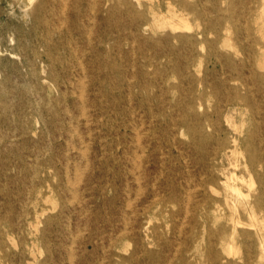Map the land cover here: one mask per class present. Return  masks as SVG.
I'll return each instance as SVG.
<instances>
[{
	"label": "rangeland",
	"instance_id": "rangeland-1",
	"mask_svg": "<svg viewBox=\"0 0 264 264\" xmlns=\"http://www.w3.org/2000/svg\"><path fill=\"white\" fill-rule=\"evenodd\" d=\"M92 2L85 29L67 31ZM263 3L0 0V264H264L242 205L264 189V40L253 31L261 18L264 34ZM173 11L187 28L172 30ZM194 114L210 121L208 166L186 148ZM253 155L262 166H248ZM225 200L237 203L235 233Z\"/></svg>",
	"mask_w": 264,
	"mask_h": 264
},
{
	"label": "bare ground",
	"instance_id": "bare-ground-1",
	"mask_svg": "<svg viewBox=\"0 0 264 264\" xmlns=\"http://www.w3.org/2000/svg\"><path fill=\"white\" fill-rule=\"evenodd\" d=\"M30 1H32V0H30ZM48 1V3L51 5V3H54V0H47ZM63 1V0H62ZM92 1V0H91ZM106 2H109V0H105ZM137 3H139V0H137ZM182 4V1L179 3V5H181ZM49 5V6H50ZM92 5V6H91ZM97 3L95 2V4L92 2V4H87V5H85V7H86V9L84 10V8H74V10H73V14H71V18H72V20H73V26H72V28H70V23H72L71 21H67L66 22V24H67V31H69V32H73V33H75V32H79V31H81V29L83 28V29H85V27L83 26V23H79L78 21L79 20H81V19H83V18H85L87 15V12L90 10V8L92 7V9L94 8L95 10H97ZM127 5V7L128 8H130L131 10L133 9V6H132V4H130L129 2L126 4ZM262 5H263V7H262ZM91 6V7H90ZM113 6V5H112ZM112 6H109L108 7V9L106 10V13H107V15L112 11V8H115V7H112ZM87 8H88V10H87ZM260 11L259 12H263V10H264V3L263 4H261V7H260ZM261 19V18H260ZM260 19L258 18V19H256V17L254 18V21H253V23L255 24V26H254V32L255 33H257V35H258V37H259V39H262V40H264V34H263V32H262V30H261V28L260 27H258V21L260 22ZM97 20H98V23L100 24V25H111V24H109V21L107 20V18H106V16H100V17H97ZM176 20V21H175ZM64 23V22H63ZM133 23V22H132ZM66 24H65V26H66ZM98 24V25H99ZM245 25H246V23H245ZM135 26L137 27V28H139L140 26H141V24H139L138 22H136V24H135ZM169 26L172 28V30H179V29H182V28H187L188 26H187V23L184 21V16H183V14L181 15V14H177L176 12H170V18H169ZM45 28V30L47 31V34L48 35H51V33H54V32H57L56 30V28L57 27H55L53 24H51L49 21H45V26H44ZM94 28V27H93ZM211 28H212V26H211ZM188 30V29H187ZM188 31H190V30H188ZM245 31L247 32V29H245ZM191 32V31H190ZM85 33H87V32H85ZM204 33H205V30H203L202 31V33H200V34H198V36L199 35H201V37H202V40H200L199 42H201V43H204ZM57 34H58V39H59V44L60 43H62V40H60L62 37H63V34L62 33H59V32H57ZM91 35V34H90ZM89 35V36H90ZM102 38L103 37H101V38H99L98 39V42H97V46L98 47H95V48H91L90 50H93L94 52H95V54H93L92 56H91V58H90V63H93V62H95V61H99V59H101L100 58V53H102L101 51H102V49L100 48L101 46V43L102 42H104V40H102ZM177 38L179 39V40H183V41H185V42H187V43H189V44H191V45H193V42H195L196 41V39L197 38H195L194 36H185V35H179V36H177ZM258 38H257V40H256V44H259V40ZM1 41V40H0ZM6 42V41H5ZM213 44H214V42H212ZM134 44V43H133ZM24 45V44H23ZM27 46H29V45H27ZM38 48H40V47H38ZM44 49V48H43ZM193 50V49H192ZM201 50H202V47H201ZM203 52V51H202ZM70 54V53H69ZM75 55V54H74ZM263 56H261V58H262V60L258 63L259 64V66L261 67V68H264V52H263V54H262ZM80 56V55H79ZM86 56V55H85ZM18 58V57H17ZM102 60V59H101ZM104 61H106L105 59H103ZM28 62V61H27ZM48 62L50 63V65H52V61H51V59H48ZM185 64L187 65V68H188V65L190 64V61H189V59H185ZM103 67V66H102ZM38 71V70H37ZM83 75V74H82ZM101 75V74H100ZM98 76L97 78H96V80H97V83H95L96 85H97V87L98 88H100V87H103L104 85H106V83H102V77L101 76ZM107 76H108V74H107ZM107 76H106V78H107ZM80 77V76H79ZM77 78V77H76ZM84 78V77H83ZM6 79V78H5ZM83 80V79H82ZM81 80V81H82ZM85 85V84H84ZM93 86H94V84H93ZM82 87H84V86H82ZM80 92V91H79ZM84 92V91H83ZM80 95V94H79ZM39 96V95H38ZM80 98V97H79ZM60 99V98H59ZM82 101V100H81ZM103 101V100H102ZM152 102V101H151ZM83 104V103H82ZM118 104H115V103H111V102H108V105H107V107L113 112V113H115V115L118 117V116H121L122 115V113L120 112V113H118L119 112V110H120V107L119 106H117ZM83 108V107H82ZM150 108V107H149ZM150 110V109H149ZM83 111V110H82ZM85 111V110H84ZM151 111V110H150ZM81 114H82V112H81ZM76 115V114H75ZM81 116V115H80ZM79 118V117H78ZM194 119L195 120H197L198 122H200V124L198 125V128L200 129V132H196V134H194L193 136H192V140H191V142L188 144V146L186 147V148H188V149H191V150H193L194 152H199L200 153V156H201V159H202V161L204 162V165H206V166H208V164H209V162H207L208 161V155L210 156V155H212V152H210V151H208V149H207V143L210 141V139H211V136H210V134L208 133V127L210 126L209 125V122H208V119H207V117L206 116H204V122H201L200 121V116L199 115H197V114H194ZM44 124V123H43ZM71 124V123H70ZM183 124H185V121H183ZM257 124V123H256ZM142 125V124H141ZM78 128V127H77ZM76 129V128H75ZM132 130V129H131ZM71 135V134H70ZM138 135V134H137ZM72 137V136H71ZM131 137V136H130ZM137 137V136H136ZM140 139V138H139ZM82 142V141H81ZM137 144V143H136ZM73 145V144H72ZM140 145V144H139ZM148 145V144H147ZM138 146V145H137ZM49 147V146H48ZM86 148V147H85ZM87 149V148H86ZM132 150V149H131ZM135 151V150H134ZM133 151V152H134ZM84 152V151H83ZM86 153H88L87 151H86ZM142 153V152H141ZM141 155V154H140ZM86 157V156H85ZM97 156H96V154H93V156H92V159H91V162H95V161H97ZM85 160V159H84ZM76 161V160H75ZM132 161V160H131ZM79 163L81 162V160L80 161H78ZM140 163V162H139ZM247 163H248V166L249 167H251V169H253V168H255L256 166H262L263 165V162L261 161V160H259V159H257L256 158V156L255 155H253V156H250L249 157V159H248V161H247ZM87 164V163H86ZM83 165V164H82ZM140 165V164H139ZM78 166V165H77ZM247 166V167H248ZM75 167V166H74ZM86 167V166H85ZM136 167H138V166H136ZM140 167V166H139ZM80 169V168H79ZM82 170V169H81ZM68 171V170H67ZM66 171V172H67ZM102 170H100V172H101ZM80 173V172H79ZM102 173V172H101ZM81 174L82 173H80V176H81ZM66 175V174H65ZM79 174L77 173V175L75 174V176H78ZM233 175V174H232ZM95 176H96V178H99V177H101L100 176V174H99V172L97 173V174H95ZM138 176V175H137ZM232 177V176H231ZM234 177V176H233ZM78 178V177H77ZM80 178V177H79ZM78 178V179H79ZM81 179V178H80ZM136 179H137V177H136ZM243 179V178H242ZM234 180H235V178H234ZM238 180V179H237ZM73 181V180H72ZM79 181V180H78ZM234 182V181H233ZM239 182V181H238ZM250 182H252V179L250 180ZM72 183V182H71ZM235 183V182H234ZM233 183V184H234ZM240 183V182H239ZM244 183V185H245V182H243ZM66 185H67V183H66ZM69 185V184H68ZM72 185H73V183H72ZM78 185V184H77ZM227 185V184H226ZM247 185V184H246ZM255 185V184H254ZM222 186V185H221ZM76 187V186H75ZM140 186H138V188H139ZM248 187V188H247ZM247 189H251L252 188V184H250L249 186L247 185ZM254 187V186H253ZM74 188V187H73ZM72 188V189H73ZM193 188V187H192ZM227 188H229L230 189V191L231 192H234L235 194H237V196H239L241 193H239V191H240V189H239V191H238V189H236L237 187H233V186H229L228 185V187ZM189 190V189H188ZM137 191V190H136ZM241 192V191H240ZM138 193V192H137ZM264 193V189L262 188V189H260V194H259V197L257 196V197H255V199L254 200H252V201H250V202H248V201H246V202H243V208H244V210H246L247 211V209H248V215L250 216V218H252V220L248 223V226L249 227H253V228H255V233H256V235L258 236V239H259V255H258V258H259V260H264V216L263 217H260V218H257L256 217V209L257 210H260V212H263L264 213V206L262 207L261 205L264 203V202H262L261 201V195ZM126 194V193H125ZM222 194V193H221ZM128 195V194H127ZM245 196H244V198L247 200V198H246V194H244ZM65 196V195H64ZM136 196V195H135ZM191 196V195H190ZM72 197V196H71ZM188 197V196H187ZM240 197H241V195H240ZM114 200L116 201L117 200V197H115L114 198ZM235 200V199H234ZM134 201V200H133ZM116 202H118V200L116 201ZM129 202V201H128ZM199 202V201H198ZM134 203V202H133ZM215 203V212H218V211H220V209H219V207L218 206H220V204L217 202V201H215L214 202ZM224 203L227 205V206H230L231 207V209H232V214L230 215V221H231V225H232V231L235 233V228H236V226H239V225H241L242 223L240 222V217H239V213L236 211L235 212V210H236V207H237V203H235V202H231V201H228V200H225L224 201ZM147 204V203H146ZM132 205V204H131ZM142 205V204H141ZM168 205V204H167ZM210 203L209 202H207V201H203V203L202 204H197V205H195L194 206V210H195V212H197V213H199V215L200 216H202V215H204V213L206 212V210H208V207H210ZM264 205V204H263ZM133 206V205H132ZM144 206V205H143ZM261 206V207H260ZM131 207V206H130ZM171 207V206H170ZM212 207V206H211ZM210 207V208H211ZM224 207V206H223ZM148 208V207H147ZM209 208V209H210ZM261 208V209H260ZM185 210V209H184ZM190 211V210H189ZM187 212V211H186ZM240 212V211H239ZM259 212V213H260ZM65 214V213H64ZM186 215V214H185ZM189 215V214H188ZM187 215V216H188ZM70 219V218H69ZM124 222H125V219L123 220ZM182 221H184V219L182 220ZM181 221V222H182ZM126 223V222H125ZM180 225V224H179ZM182 226V225H181ZM66 227V226H65ZM124 228V230H125V228L126 227H123ZM179 228V227H178ZM78 229V228H77ZM77 234H79V232L77 233ZM71 235V234H70ZM69 235V236H70ZM76 235V234H75ZM243 235H245V236H249L248 234H243ZM77 236V235H76ZM75 239V238H74ZM74 239H72V240H74ZM14 243H15V241H14ZM133 243L135 244V241H133ZM72 246H73V244H71ZM178 245V244H177ZM15 248V247H14ZM70 248V247H69ZM108 248V247H107ZM177 248V247H176ZM229 250H231V248H229ZM70 252H72L71 250H70ZM74 252V251H73ZM228 253H230V251H227ZM176 253V252H175ZM247 253H248V251H247ZM72 255H74V254H72ZM135 255V252L133 251L132 252V254H131V256H129V258H128V260H129V262H133L135 259H136V257L134 256ZM69 256V255H68ZM100 257V256H99ZM69 258V257H68ZM247 258V257H246ZM209 259L211 260H214L215 262L216 261H218V256H210L209 257ZM71 262H72V260H71ZM73 263V262H72ZM168 263H169V261H168ZM69 264V263H68ZM144 264V263H143Z\"/></svg>",
	"mask_w": 264,
	"mask_h": 264
}]
</instances>
